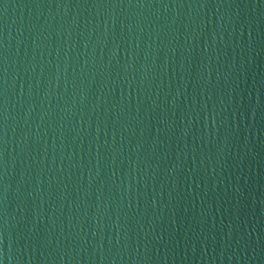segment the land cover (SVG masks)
<instances>
[{"label":"water","instance_id":"1","mask_svg":"<svg viewBox=\"0 0 264 264\" xmlns=\"http://www.w3.org/2000/svg\"><path fill=\"white\" fill-rule=\"evenodd\" d=\"M134 0H0V190Z\"/></svg>","mask_w":264,"mask_h":264}]
</instances>
